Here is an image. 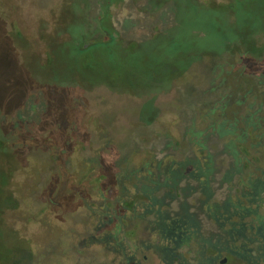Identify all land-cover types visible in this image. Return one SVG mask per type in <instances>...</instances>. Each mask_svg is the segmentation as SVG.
I'll use <instances>...</instances> for the list:
<instances>
[{"label":"rangeland","instance_id":"374dc122","mask_svg":"<svg viewBox=\"0 0 264 264\" xmlns=\"http://www.w3.org/2000/svg\"><path fill=\"white\" fill-rule=\"evenodd\" d=\"M230 47L264 53V0H0V264H112L97 213L199 153Z\"/></svg>","mask_w":264,"mask_h":264},{"label":"flooded vegetation","instance_id":"af4514ba","mask_svg":"<svg viewBox=\"0 0 264 264\" xmlns=\"http://www.w3.org/2000/svg\"><path fill=\"white\" fill-rule=\"evenodd\" d=\"M234 48L213 73L221 92L207 130L187 133L199 153L152 159L125 178L130 187L125 198L110 200L109 217L97 213L110 225L112 264H151L149 251L156 264H264V53H241L234 62ZM228 109L237 122L226 119ZM122 219L125 246L118 242Z\"/></svg>","mask_w":264,"mask_h":264},{"label":"trees","instance_id":"16d2710c","mask_svg":"<svg viewBox=\"0 0 264 264\" xmlns=\"http://www.w3.org/2000/svg\"><path fill=\"white\" fill-rule=\"evenodd\" d=\"M114 41H115V39L113 38V39H112V42H114ZM99 45H102V44H97L96 46H99ZM262 54H263V53H262ZM149 183H151V182H149ZM122 220L124 221V219H122ZM120 225H121V224H120ZM120 225H119V226H120ZM118 242H120L121 245L125 246V240H124V241H121V240L119 239ZM123 246H122V247H123ZM123 263H125V260L123 261Z\"/></svg>","mask_w":264,"mask_h":264}]
</instances>
